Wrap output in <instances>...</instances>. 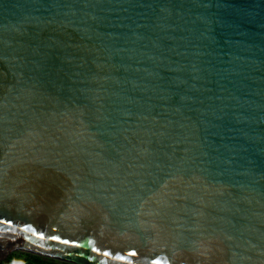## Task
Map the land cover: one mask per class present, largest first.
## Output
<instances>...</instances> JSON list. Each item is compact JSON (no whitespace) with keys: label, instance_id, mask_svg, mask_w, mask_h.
<instances>
[{"label":"water","instance_id":"obj_1","mask_svg":"<svg viewBox=\"0 0 264 264\" xmlns=\"http://www.w3.org/2000/svg\"><path fill=\"white\" fill-rule=\"evenodd\" d=\"M11 253L264 264V0H0Z\"/></svg>","mask_w":264,"mask_h":264},{"label":"trees","instance_id":"obj_2","mask_svg":"<svg viewBox=\"0 0 264 264\" xmlns=\"http://www.w3.org/2000/svg\"><path fill=\"white\" fill-rule=\"evenodd\" d=\"M0 264H73L65 261H56L53 258L42 257L29 253H11Z\"/></svg>","mask_w":264,"mask_h":264},{"label":"snow or ice","instance_id":"obj_3","mask_svg":"<svg viewBox=\"0 0 264 264\" xmlns=\"http://www.w3.org/2000/svg\"><path fill=\"white\" fill-rule=\"evenodd\" d=\"M5 223H10V221H5ZM50 238L53 239V240H60V237H58V236H52ZM61 242L65 243V244L69 243V241H67V240H64V241H61ZM105 254L107 255V253H105Z\"/></svg>","mask_w":264,"mask_h":264}]
</instances>
